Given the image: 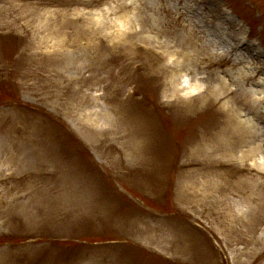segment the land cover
<instances>
[{
	"label": "rangeland",
	"instance_id": "rangeland-1",
	"mask_svg": "<svg viewBox=\"0 0 264 264\" xmlns=\"http://www.w3.org/2000/svg\"><path fill=\"white\" fill-rule=\"evenodd\" d=\"M258 99L264 0H0V264H264Z\"/></svg>",
	"mask_w": 264,
	"mask_h": 264
},
{
	"label": "bare ground",
	"instance_id": "bare-ground-1",
	"mask_svg": "<svg viewBox=\"0 0 264 264\" xmlns=\"http://www.w3.org/2000/svg\"><path fill=\"white\" fill-rule=\"evenodd\" d=\"M216 31L220 34V35L218 34L220 40H223L226 44H228L229 42L225 38L226 35H224V33H222L221 29H217ZM210 66H212V65H210ZM246 77H248V76H246ZM246 82L247 81L244 80L242 83L247 84L248 82L247 83ZM259 83H261V82H259ZM252 96H254V95H252ZM256 101H257V104L264 103L263 102L264 99H260V100L258 99ZM261 115H262L261 113H255L254 114L256 119H259V117ZM260 119H261V117H260ZM242 126L244 127L245 125L242 124ZM245 127L247 129V133H245L246 139L243 138V137H239V138L234 137L233 136V134H235L234 132H231L229 134L230 137H229V142H228V146H227V151L226 152H227V155H228L227 158L229 159L230 165H233L231 163H235L238 160H240L242 162H252L253 166H258V167L264 166L263 164H260L258 162V159H257V157H259L262 154H264V151H263V148H262V145L264 146V136L261 134L262 133L261 132V128L258 125H255V124H252V123L249 126L247 124ZM232 140H235V141L231 142ZM248 140H253L251 142H252L253 145L255 144L256 148L252 149L250 152H245L244 148H246L249 145V141ZM246 143L248 145H246ZM238 144H239V146H237ZM238 148L240 149L238 152H232L233 149L236 150ZM256 182L260 183V181H258V180H256ZM256 189H260V187L257 186Z\"/></svg>",
	"mask_w": 264,
	"mask_h": 264
}]
</instances>
